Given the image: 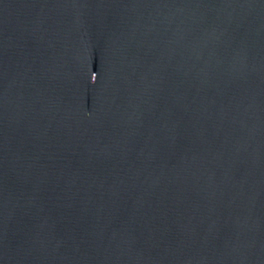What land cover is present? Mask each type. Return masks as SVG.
Returning a JSON list of instances; mask_svg holds the SVG:
<instances>
[{
	"label": "water",
	"instance_id": "95a60500",
	"mask_svg": "<svg viewBox=\"0 0 264 264\" xmlns=\"http://www.w3.org/2000/svg\"><path fill=\"white\" fill-rule=\"evenodd\" d=\"M0 264H264V0H0Z\"/></svg>",
	"mask_w": 264,
	"mask_h": 264
}]
</instances>
